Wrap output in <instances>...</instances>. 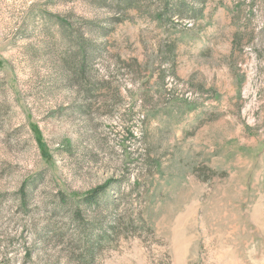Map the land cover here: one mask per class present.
Masks as SVG:
<instances>
[{"label": "rangeland", "instance_id": "374dc122", "mask_svg": "<svg viewBox=\"0 0 264 264\" xmlns=\"http://www.w3.org/2000/svg\"><path fill=\"white\" fill-rule=\"evenodd\" d=\"M138 1L0 0V264H264V0Z\"/></svg>", "mask_w": 264, "mask_h": 264}, {"label": "trees", "instance_id": "16d2710c", "mask_svg": "<svg viewBox=\"0 0 264 264\" xmlns=\"http://www.w3.org/2000/svg\"><path fill=\"white\" fill-rule=\"evenodd\" d=\"M98 2H104L105 0H97ZM162 6V11L159 13L158 18L163 16H179L181 18H190L191 16H197V10H194L189 3L183 0H155ZM138 0H107V4L114 5L117 9L126 10L128 8H134L137 6ZM57 26L61 27L62 30H67L66 28L69 27L67 21H62L59 18L55 19ZM87 44L88 40L83 39ZM90 42V41H89ZM82 54V52H81ZM77 53V55H81ZM94 53L90 52L89 50H84L82 54L83 60H91L95 59ZM94 57V58H93ZM85 67L82 68L84 71ZM81 71V72H82ZM31 182V181H30ZM25 182L24 185L20 188L19 192L16 193V203L19 204V210L23 212H27L26 202L28 200V194L26 190H28V183ZM116 185V182L110 180L103 184L101 187H97L90 191L86 196L82 197L78 203L82 206V209L79 206L72 205L71 200L64 196L63 194L60 195L57 206L58 207H66L68 208L70 213V222L74 224L75 229V252L78 256H80L81 262L89 263L92 261L91 259L94 256V251L100 246L109 236L106 230L102 226H98L95 223H88L83 220L85 216L84 210H96L100 207L101 202L107 196V189L113 188ZM0 195H8L6 192H1ZM1 202V201H0ZM28 204V203H27ZM48 229V227L44 230V232ZM74 251V250H73Z\"/></svg>", "mask_w": 264, "mask_h": 264}]
</instances>
